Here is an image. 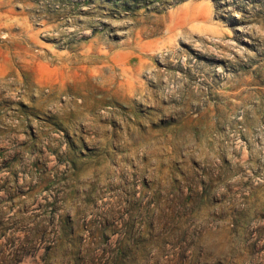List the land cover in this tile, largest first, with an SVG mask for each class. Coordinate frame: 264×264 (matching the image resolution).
<instances>
[{"label": "rangeland", "instance_id": "obj_1", "mask_svg": "<svg viewBox=\"0 0 264 264\" xmlns=\"http://www.w3.org/2000/svg\"><path fill=\"white\" fill-rule=\"evenodd\" d=\"M0 264H264V0H0Z\"/></svg>", "mask_w": 264, "mask_h": 264}]
</instances>
